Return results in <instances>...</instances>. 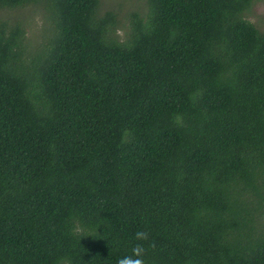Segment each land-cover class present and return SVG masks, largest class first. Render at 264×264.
Segmentation results:
<instances>
[{
  "label": "trees",
  "instance_id": "1",
  "mask_svg": "<svg viewBox=\"0 0 264 264\" xmlns=\"http://www.w3.org/2000/svg\"><path fill=\"white\" fill-rule=\"evenodd\" d=\"M253 3L0 0V264H264Z\"/></svg>",
  "mask_w": 264,
  "mask_h": 264
},
{
  "label": "rangeland",
  "instance_id": "2",
  "mask_svg": "<svg viewBox=\"0 0 264 264\" xmlns=\"http://www.w3.org/2000/svg\"><path fill=\"white\" fill-rule=\"evenodd\" d=\"M102 8H110L118 15L124 24H127L131 12H140L145 9V0H102ZM31 14L32 15L30 16L29 11L27 14L24 12L22 15V17L28 22L25 24V36L38 43L37 41L40 37V28L43 19L37 12L31 11ZM246 18L254 23L258 29L264 30V0H254ZM118 31L119 35H121L122 32L120 30Z\"/></svg>",
  "mask_w": 264,
  "mask_h": 264
},
{
  "label": "clouds",
  "instance_id": "3",
  "mask_svg": "<svg viewBox=\"0 0 264 264\" xmlns=\"http://www.w3.org/2000/svg\"><path fill=\"white\" fill-rule=\"evenodd\" d=\"M135 239L138 241H147L148 233L138 231L135 234ZM154 246V245H153ZM132 255L123 256L116 261V264H145L143 259L146 249L142 244H136L132 247Z\"/></svg>",
  "mask_w": 264,
  "mask_h": 264
}]
</instances>
